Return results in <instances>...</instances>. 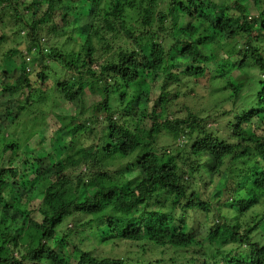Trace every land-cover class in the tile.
I'll use <instances>...</instances> for the list:
<instances>
[{
  "label": "clouds",
  "instance_id": "clouds-1",
  "mask_svg": "<svg viewBox=\"0 0 264 264\" xmlns=\"http://www.w3.org/2000/svg\"><path fill=\"white\" fill-rule=\"evenodd\" d=\"M262 82L264 0H0V264H264Z\"/></svg>",
  "mask_w": 264,
  "mask_h": 264
},
{
  "label": "trees",
  "instance_id": "trees-1",
  "mask_svg": "<svg viewBox=\"0 0 264 264\" xmlns=\"http://www.w3.org/2000/svg\"><path fill=\"white\" fill-rule=\"evenodd\" d=\"M259 2V0H257V3ZM200 26L197 25L195 26V32L191 35L190 39L192 41V43L194 44H198L199 43V37H197L198 35V30H199ZM264 83V82H262ZM233 85H235V81H233ZM150 92V89L148 88H145V93H149ZM250 111H255L256 112V115L252 116L248 121L247 123L251 126L252 124H255L257 122H259V124H264V108H261V109H251ZM260 131V127L259 125L253 129L251 127H249L247 129V131L245 132V135H247V137L250 139V140H256L257 143H259V140H257V133ZM13 146H9V148H12ZM38 160L40 161H45L48 159V157H37ZM7 171V170H5ZM37 171H39V169H37ZM256 175L260 176L262 180H264V173H257ZM0 183H3V181H0ZM13 183H15V181H13ZM47 183H50V179L46 182L45 179L43 177L39 178L36 180V188H37V193L40 191V190H43L44 187H46V184ZM220 184L222 185L223 184V180L220 181ZM213 189H209V191L211 192ZM37 193H34L33 194V198H35L36 194ZM89 194L93 197H95L97 195L96 192H92L90 190ZM218 194V193H217ZM193 195H195V193H193ZM253 201L255 202V204H258L259 203V200L257 199V197L253 196L251 197L249 200H248V203L249 204H252ZM87 203V198H85L84 201H82V204H86ZM0 206H2L4 209H7L9 210V212H11V209H10V205L9 203H5L3 202L2 200H0ZM255 206V205H253ZM57 207L59 208V205H57ZM17 211H20L18 208H17ZM249 211H251V209H249ZM261 214H264V213H261ZM98 215V214H97ZM17 217L16 215L13 213V220H15ZM21 219H23V217H21ZM260 225L257 224L255 225L252 229H249V233L251 231H254L255 228L259 227ZM187 234V231L186 233ZM48 233H45V232H41L40 233V239L43 240L45 236H47ZM237 235H239L237 233ZM226 242V240H225ZM0 251H2V249H0ZM33 259H38V260H43L45 258H48V259H51L52 258V253L49 251V249L45 246H43L42 244H38L36 248L33 249L32 253H31ZM90 254H87V253H81L80 251H75L74 255L72 253H68L66 255V258L61 260L60 261V264H93L92 261H86L85 260V257L88 256ZM0 259H6V257L4 256H0ZM57 259H59V257H57ZM111 264H120V262L118 260H115L113 259L111 261Z\"/></svg>",
  "mask_w": 264,
  "mask_h": 264
},
{
  "label": "rangeland",
  "instance_id": "rangeland-1",
  "mask_svg": "<svg viewBox=\"0 0 264 264\" xmlns=\"http://www.w3.org/2000/svg\"><path fill=\"white\" fill-rule=\"evenodd\" d=\"M198 33H199V30H198ZM197 37H198V35H197ZM234 81H235V80H234ZM42 156H44V157H48V154H46V153H41V154H39L38 157H42ZM25 163H27V161H26Z\"/></svg>",
  "mask_w": 264,
  "mask_h": 264
}]
</instances>
